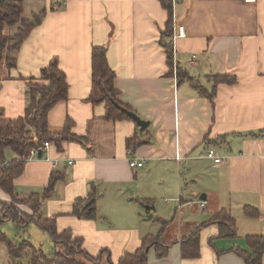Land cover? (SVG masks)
Listing matches in <instances>:
<instances>
[{
	"label": "crops",
	"instance_id": "crops-1",
	"mask_svg": "<svg viewBox=\"0 0 264 264\" xmlns=\"http://www.w3.org/2000/svg\"><path fill=\"white\" fill-rule=\"evenodd\" d=\"M172 3L173 75L160 43L168 21L161 0H25L26 18L45 14L13 53L15 67L0 64V115L10 119L25 114L31 76L55 59L67 75L68 98L50 110L49 129L62 132L71 119L72 131L90 143L64 141L60 149L52 142L43 158L27 160L15 185L20 198H29L44 192L53 173L63 175L54 195L40 200V213L59 232L82 239V263L118 264L143 238L159 234L168 253L158 257L152 247L148 264H248L239 251L251 250L248 236L264 235V0ZM179 26L186 36L175 39ZM94 46L106 48L119 100L150 122L144 131L133 118L105 119V103L89 101ZM177 67L194 82H180ZM223 75L236 81L216 84ZM194 83L215 88L214 100ZM210 150L221 162L206 155ZM130 159L143 165L132 168ZM93 191L96 218L72 215L74 203ZM0 200L12 197L0 188ZM223 209L235 219L236 235L222 236L211 223L200 229V255L182 256V240ZM5 222L13 225V242L36 243L35 222L20 231ZM170 226L175 235L165 238Z\"/></svg>",
	"mask_w": 264,
	"mask_h": 264
},
{
	"label": "trees",
	"instance_id": "trees-1",
	"mask_svg": "<svg viewBox=\"0 0 264 264\" xmlns=\"http://www.w3.org/2000/svg\"><path fill=\"white\" fill-rule=\"evenodd\" d=\"M25 0H0V64L5 62L8 69L15 67L17 52L22 43L29 37L32 30L39 24L45 11L33 13L31 18L25 17ZM168 13L166 28L161 33L160 43L167 54V62L170 68L169 74L174 73V60L172 46L169 42L173 35L174 6L172 0H161ZM16 28L14 34L12 29ZM92 90L89 101L94 105L105 103L107 112L104 116L108 120L129 118L126 113L117 108L114 102L133 111L128 105L118 98V90L115 87V72L109 65L106 48L94 46L92 49ZM178 80L194 82L187 71L177 67ZM2 72L0 68V79ZM216 84L234 83L236 77L230 75L215 76ZM199 93L214 100L215 88L209 91L199 83H194ZM69 93V83L66 73L60 68L58 61L52 60L44 66L38 76H31L28 80V104L24 116L10 119L0 115V188L12 197L11 203L0 200V242L6 244L11 258L17 260L31 259L29 264H84L79 260L78 254H85L82 239L75 237L69 231L59 232L54 219H46L40 213V200L47 199L54 195L56 183L63 178L60 173H53L49 184L42 194H33L29 198H20L15 185V180L24 172L25 164L32 148H40L44 142L55 143L60 149L64 141H76L84 146L89 144L87 136L77 135L72 131L74 123L71 119L66 122L62 132L52 133L48 125L50 110L60 101L66 100ZM135 136L128 140L131 147L134 144ZM17 155L8 159L7 153ZM99 193L93 191L87 199H79L73 205L72 215L78 218L95 219L97 216V198ZM148 204L147 200H143ZM24 206V208L22 207ZM27 207V209H26ZM26 209V210H25ZM29 209V210H28ZM246 214L258 216L257 210L246 207ZM11 220L18 231L25 229L31 222H35L40 228L48 232L56 248L63 245L64 250L58 248L51 256L42 250L35 249L28 241L16 244L1 229L5 221ZM211 223L220 225L222 236H235V219L230 213L223 209L214 214L207 222L203 223L195 232L182 240V256L198 257L200 255V229ZM249 250H241L239 253L245 258L248 264H263L264 235H251L247 237ZM155 247L158 257H164L169 250V244L162 243L159 234H150L143 238L142 245L134 253H125L118 264H148V253ZM34 250V252L31 249ZM31 252V253H30ZM90 259L97 261L99 258ZM10 264H15L11 261Z\"/></svg>",
	"mask_w": 264,
	"mask_h": 264
},
{
	"label": "rangeland",
	"instance_id": "rangeland-1",
	"mask_svg": "<svg viewBox=\"0 0 264 264\" xmlns=\"http://www.w3.org/2000/svg\"><path fill=\"white\" fill-rule=\"evenodd\" d=\"M16 31V28L12 29L11 33L14 34ZM207 155V154H206ZM145 217H147V213L145 214ZM6 223V222H5ZM4 223V224H5ZM3 224V225H4ZM2 225V226H3ZM12 223H6L3 227H1V229H4V232L9 235L10 234V230L8 229V227H12ZM32 230H34L32 233L34 234L35 239L34 241L36 243H34L35 245V249L37 250H42L45 254H47L48 256L52 255L55 253V244L54 242L51 240L50 235L48 234V232L42 230L41 228H39L37 225H32ZM165 229V228H164ZM174 229V227L170 226L169 229H167L166 233H165V238H171L173 237V235H175V233L172 231ZM9 233V234H8ZM23 241H21L20 243H22ZM16 244H18V246H20L19 242L16 241ZM54 247V249H53ZM59 251L62 252L64 250V248L62 246L58 247ZM63 248V250H62ZM31 249V248H30ZM33 252L34 250L31 249ZM31 253V252H30ZM9 253H8V249L5 243L0 242V264H10L8 263L9 261ZM28 258L25 259L26 262H24V264H29V261L31 263V259L27 260ZM83 262L85 264H90L86 261V259H82Z\"/></svg>",
	"mask_w": 264,
	"mask_h": 264
},
{
	"label": "built area",
	"instance_id": "built-area-1",
	"mask_svg": "<svg viewBox=\"0 0 264 264\" xmlns=\"http://www.w3.org/2000/svg\"><path fill=\"white\" fill-rule=\"evenodd\" d=\"M247 1H255V0H247ZM186 36V28L185 26H179L178 29H177V32L175 33L174 35V38H178V37H185ZM50 142H44L43 145L40 147V148H32L28 157H26L27 160H30L31 158H37L38 157V152L40 149L43 150V153H44V150L48 149L50 147ZM207 156L209 158H212L215 160L216 163H219L221 162V157L219 156H216V153L213 151V150H210L208 151L207 153ZM43 158V156H42ZM69 163H73V161L71 160ZM143 165V162L142 161H137L136 159H130V166L132 168H135V167H140ZM205 202H203L204 204Z\"/></svg>",
	"mask_w": 264,
	"mask_h": 264
},
{
	"label": "water",
	"instance_id": "water-1",
	"mask_svg": "<svg viewBox=\"0 0 264 264\" xmlns=\"http://www.w3.org/2000/svg\"><path fill=\"white\" fill-rule=\"evenodd\" d=\"M115 106L117 108H119L122 112L126 113L128 116H130L131 118H133L136 123L138 124V126L140 127L141 131H144L145 129L148 128L150 122L146 121L144 119H142L138 114H136L134 111H131L123 106H121L120 104H118L117 102H114ZM43 156V150L40 149L38 152V158H42Z\"/></svg>",
	"mask_w": 264,
	"mask_h": 264
}]
</instances>
